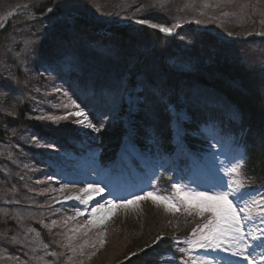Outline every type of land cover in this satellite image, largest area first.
I'll use <instances>...</instances> for the list:
<instances>
[{"label":"rangeland","instance_id":"obj_1","mask_svg":"<svg viewBox=\"0 0 264 264\" xmlns=\"http://www.w3.org/2000/svg\"><path fill=\"white\" fill-rule=\"evenodd\" d=\"M142 1V4H150L147 7H155L158 11L154 18L160 17L174 25L193 22L198 30L206 28L221 36L235 37L237 40L245 39L248 34L264 36V0ZM122 2L127 5L126 7H129L127 15H131V19L147 17L145 11L137 9L140 5H135V0H122ZM2 11L3 9H0V31L3 29L5 31L10 21L14 22V26L16 25L14 27L16 32L23 31L27 22L25 20L26 12L13 14L12 18L4 21ZM29 19L36 20L31 16ZM137 21L139 20H126L129 23H138ZM51 22L56 21L52 20ZM123 23L125 22L123 21ZM56 24L58 22L54 23V25ZM21 40L24 41L22 44L23 53L22 55L17 53L15 58L11 59L12 62L8 60V57L15 42V35L6 36L0 40V111L9 115L10 118H19L21 122L25 123L24 127L5 126L3 129L5 135L0 142V264H128L134 257L141 254L134 251L127 253V251L130 249L129 244L132 241L137 239L140 234H145L146 229L143 227L147 218H150L149 214H156V219L160 218L163 223L173 225L174 231L179 230L182 234L189 232V227L193 224V216L198 219H208V214L201 217L195 210L189 214L179 201H174L180 207L177 212L167 211L163 204L144 200L127 209L114 210V215L100 227L85 226L90 216L81 217L78 215V211L83 212L86 210V206L69 203L70 194L62 198L66 188L63 184L66 182V178L61 176V172L55 165L57 163L62 165L64 154L57 147L56 140L83 154V150L91 148L93 141H98L94 135L97 132L77 123L78 118L76 117H69L68 120H62L59 123L39 120L37 117L66 116L69 112L77 110L71 106L65 107V105H71L73 101L80 104L81 108L84 105L83 101L91 105L93 104L91 93L80 88L77 81L75 82L76 78L73 80L68 75L71 70L74 72L75 69L74 66L68 68V65H76L75 62L69 63L65 60L60 61L57 65L53 62L57 68L48 66L50 62H46L41 67L35 68L32 62L30 64L32 58L29 57L31 53L29 41L24 38L22 32ZM131 50L132 48L116 55L112 54L101 64L100 62L90 63L93 69L86 75L88 77H104L108 73L112 77H116L115 73H117L118 77L120 75L131 76V72L135 69L130 66L135 59L134 52ZM187 61L188 63L180 60L176 65L172 64L175 67L174 71L188 69L187 65H192V62L189 59ZM150 71L153 69L150 68ZM146 74L150 73L147 71ZM146 74L144 77H147ZM68 84L72 85L68 86ZM131 87H133L132 84ZM131 87L122 79L121 85L117 84L115 87L116 99H112L107 94L101 95L100 101L106 95V102L105 105L95 109V114L101 119L98 126L103 120L106 122L102 123L103 127L100 131L112 129L115 125L122 126L124 129L125 126L131 125L130 117L132 116V119L136 113L131 116L127 115L130 104L133 102L135 112L136 103L140 107L141 102L139 88L135 87L133 92L130 90ZM141 87L145 90L142 84ZM155 93H158L157 89H155ZM168 96L167 94L165 97ZM184 96V94L180 95L175 104L180 106L192 102V97ZM169 109L172 114H176V111L179 110L175 105H171ZM160 133L162 134V131L151 129L148 137H158ZM208 133L212 135L211 131ZM126 135L127 133L124 132L123 144ZM183 136L184 132L181 130L179 140ZM89 139L91 140L89 141ZM37 141L52 147H38ZM153 148L150 146V152L153 151ZM241 152H243L242 147L233 137L218 136L212 142V147L202 153V160L196 156L198 160L196 165L191 162L188 165L184 164L183 170L178 172L177 163L172 166L171 159L163 157L156 160L153 158L154 166L146 172V175L152 181L156 179L158 173L156 167L163 171L172 166L175 174L179 176L177 179L182 180V183L175 181L174 186L179 184L196 190H221L220 186L233 179H238L236 176L226 175V169L228 161L240 158ZM213 153H216L215 157L212 155ZM92 154L96 158L95 164L97 165L98 154ZM158 154L162 155L163 151H158ZM173 159L177 162L178 156L174 155ZM134 163H136V167L139 166L136 159H134ZM104 168L105 172L110 169L109 167ZM118 173L119 175L123 174L127 179V172L121 170ZM233 186L235 187V185ZM243 190H247L245 186H243ZM258 190L259 188L252 192H245L246 197L250 196L251 214L248 213L244 221L248 236L245 241L241 242L242 247L247 249L244 255L251 252L249 259L253 258L257 262L264 258V255H258L259 250L255 248L251 240L252 235L260 236L264 232V221L260 215L261 212H264V207L258 208L251 203L252 200H257L264 204L263 192L259 193ZM153 192L160 195L159 192ZM175 192L176 187L173 192L163 194V196H173ZM107 193L113 194L111 185L107 188ZM107 200L113 199L108 198ZM235 202L241 205L244 203L239 199ZM86 212H90V210L83 213ZM184 212L188 215L184 216ZM53 221L56 223L53 224ZM203 223L191 230L189 235L192 238L181 240L184 247L179 250L182 254L187 255L186 261L176 258L168 249V252L164 251V255L161 256L160 263L219 264L218 260L208 255L204 248L193 246V242L199 240V229ZM193 232H196L197 235L193 236ZM178 242L180 243V240ZM221 250L233 255L236 248H229L227 244H224ZM233 256L243 258V256Z\"/></svg>","mask_w":264,"mask_h":264},{"label":"trees","instance_id":"obj_2","mask_svg":"<svg viewBox=\"0 0 264 264\" xmlns=\"http://www.w3.org/2000/svg\"><path fill=\"white\" fill-rule=\"evenodd\" d=\"M142 2L135 0L134 3L140 5L137 9L145 11L147 17L138 19L150 18L174 25L160 17L154 18L158 12L155 7H147L150 4ZM126 6L122 0H0L4 21L22 12H26L27 21L23 31L19 32L15 31L16 25L10 21L6 30L0 31V40L15 35L9 61L17 53H23L22 32L29 41L30 64L32 62L33 67L50 62L49 65L54 68L55 61L56 64L65 60L75 62L76 65H68V68L75 67L74 72L71 70L68 75L73 80L76 78L80 88L91 93L93 104L88 105L85 101L83 104L92 117L95 109L105 105L106 95L100 101L101 95L107 94L116 99L115 87L121 85L122 79L130 85L141 83L145 89V100L135 116L134 126L142 147H146L149 141L150 130L155 129L162 131L157 141L161 150L166 153L173 151L170 117L165 102H176L183 94L184 97L198 99L204 107L190 111L192 121L187 124L189 130L201 133V128L205 126L231 134L244 148L243 175L238 179L243 181L247 190L262 188L264 192V37L251 36L244 42L226 41L208 32H198L193 25L179 29L174 37H165L147 27L121 26L122 21L131 19ZM49 7L52 12H48ZM28 15L36 20H30ZM52 20L58 24L54 25L56 22ZM131 48L135 55L130 65L135 68L131 76L120 75V79L117 73L116 77L108 73L104 77L86 75L93 69L90 63L101 64L110 55ZM187 59L192 62V65H187L188 69L174 71L172 64L176 65L180 60L188 63ZM147 71L150 74H146ZM145 74L147 77H144ZM167 94L169 98L165 97ZM9 125L24 127L25 123L0 111V142L5 135L4 127ZM122 135L123 129L117 125L99 131L97 145L102 149L103 161L113 158ZM188 139L189 146L197 152L211 147L214 141L204 135L199 139ZM56 142L61 149L69 148L59 140ZM170 181L169 176L162 177L159 184L163 188L162 194L170 189ZM187 215L184 212V216ZM149 217L143 227L145 234L132 241L127 251L141 254L128 264H160L165 248L175 256H183L172 238L189 237L193 228L207 220L193 216L189 232L182 234L179 230L174 231L173 225L163 223L158 217L156 219V214H149Z\"/></svg>","mask_w":264,"mask_h":264},{"label":"snow or ice","instance_id":"obj_3","mask_svg":"<svg viewBox=\"0 0 264 264\" xmlns=\"http://www.w3.org/2000/svg\"><path fill=\"white\" fill-rule=\"evenodd\" d=\"M48 12H52L53 9L49 7ZM138 23H148L147 20H139ZM179 24H175L172 27H165L162 25L151 24L152 28H158L160 32L165 34H172L173 30L179 27ZM71 106L77 109L76 111L69 112L66 116H38L39 120L52 121L59 123L62 120H68L69 117H76L77 123L83 127L91 129L95 132H99L103 127L101 123L99 126L94 124L90 119L86 111L81 108L80 104L73 101L71 105H65V107ZM87 121V122H86ZM38 147H52L51 145L40 144L37 141ZM214 157L216 153L212 154ZM243 157L238 160H229L228 167L226 169V175L229 177H239L243 175L244 168ZM235 185V187L233 186ZM176 192L173 196L157 195L153 191H146L143 194L134 195L131 199L124 198L121 201L107 200L105 203L94 206L90 209V219L87 220V225L93 227H100L108 219L114 215V210L119 208H129L138 204L140 201L152 200L154 203L163 204L167 211H179V205L174 201H179L183 204L186 210L191 214L192 210L204 217L208 214V219L203 223L199 229V240L193 242V246H199L200 248H210L221 250L224 244H227L229 248L235 247L236 251L232 254L236 256H243L245 260L249 259L251 252L248 255H244L247 250L242 247L241 242L245 241L248 233L245 231L244 221L251 212L249 206L250 196L246 197V193L243 190V181L240 179H233L231 182L220 186L221 190L208 189V190H196L177 184ZM63 191V189H61ZM104 189L102 187L89 185L81 190V195L69 197L75 199L81 203L88 204L95 196L102 194ZM239 199L243 201V205L236 203ZM252 204H255L258 208L264 207L261 201L252 200ZM247 209V211H246ZM78 215H84L83 212L78 211ZM261 219L264 221V212H261ZM56 222L53 221V224ZM193 236L197 233L193 232ZM251 240L255 242V247L264 250V232L260 236L252 235ZM207 243H204V242Z\"/></svg>","mask_w":264,"mask_h":264},{"label":"bare ground","instance_id":"obj_4","mask_svg":"<svg viewBox=\"0 0 264 264\" xmlns=\"http://www.w3.org/2000/svg\"><path fill=\"white\" fill-rule=\"evenodd\" d=\"M148 23L149 24H156V23H151V22H148ZM91 166H90V168H91ZM83 175L88 177V179L84 180V178L81 177L82 179L76 178V179H73V181L66 180V182L63 183L64 187H66V188L64 189L65 191L63 192L62 198H64L68 194H70V197H74L76 195H81L82 194L81 190L88 187L89 185L101 187L100 184L98 182H96L97 177L95 175L89 173V171H84ZM105 193L106 192L104 189V192L102 194L95 196L88 204L81 203L80 201H77L75 199H70V201H68V202L69 203H78L80 205H85L89 208H92L94 206H97L98 203L99 204L105 203V201L107 200V197H111L110 195L105 194ZM253 243L255 244V242H253ZM204 249L209 255L213 256L216 260H218L219 264H251V263L252 264H263L264 263V258H262L261 260L258 259L259 261L257 262V261H254L253 258L248 259V260H245L244 258H237V257H234L233 255H229L227 253H224L221 250L210 249V248H204ZM257 249L259 250L258 255H260V256L264 255V250H262L260 248H257Z\"/></svg>","mask_w":264,"mask_h":264},{"label":"water","instance_id":"obj_5","mask_svg":"<svg viewBox=\"0 0 264 264\" xmlns=\"http://www.w3.org/2000/svg\"><path fill=\"white\" fill-rule=\"evenodd\" d=\"M251 35H252V34H248L247 37H249V36H251ZM220 38L224 39L223 37H220Z\"/></svg>","mask_w":264,"mask_h":264}]
</instances>
